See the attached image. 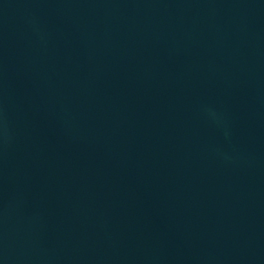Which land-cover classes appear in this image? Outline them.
Here are the masks:
<instances>
[{
  "label": "water",
  "instance_id": "95a60500",
  "mask_svg": "<svg viewBox=\"0 0 264 264\" xmlns=\"http://www.w3.org/2000/svg\"><path fill=\"white\" fill-rule=\"evenodd\" d=\"M0 264H264V0H0Z\"/></svg>",
  "mask_w": 264,
  "mask_h": 264
}]
</instances>
